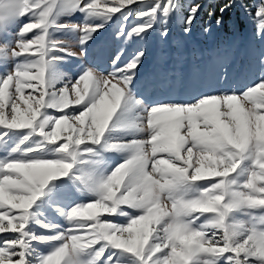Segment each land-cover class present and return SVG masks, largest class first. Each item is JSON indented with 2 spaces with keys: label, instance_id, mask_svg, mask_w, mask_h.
Segmentation results:
<instances>
[{
  "label": "snow or ice",
  "instance_id": "snow-or-ice-1",
  "mask_svg": "<svg viewBox=\"0 0 264 264\" xmlns=\"http://www.w3.org/2000/svg\"><path fill=\"white\" fill-rule=\"evenodd\" d=\"M182 7L0 0V264H264V50L251 85L224 73V88L186 101L138 93L143 48L83 63L112 24L125 45L158 24L167 39ZM251 7L224 0L215 24L242 9L264 44V0ZM71 59L74 76L61 70Z\"/></svg>",
  "mask_w": 264,
  "mask_h": 264
},
{
  "label": "rangeland",
  "instance_id": "rangeland-1",
  "mask_svg": "<svg viewBox=\"0 0 264 264\" xmlns=\"http://www.w3.org/2000/svg\"><path fill=\"white\" fill-rule=\"evenodd\" d=\"M108 2L111 4L114 0H108ZM180 2L186 4V8H182L185 13L195 0H180ZM243 3L254 10L255 8L251 6L259 3V0H243ZM103 6L101 4V7ZM207 6L206 3L198 19L196 18L199 24L195 23L191 33L186 35L191 40L192 49L178 38L177 33H172L177 29L183 31L184 17L183 13L179 12L167 25L170 30L167 39L160 36L163 25L158 24L157 35L153 30L146 40L140 41L134 38L132 42L125 45L122 40L115 38L117 25H110L90 42L89 54L83 63L85 66L108 68L111 58L121 47L125 48V60L138 49H145L146 58L139 70L136 87L138 93L150 101H186L199 92H215L225 87L222 78L224 73L229 77L228 86L244 88L251 85L258 75L257 56L264 50V44L255 38L254 20L242 9H234L224 17L225 24L217 26L213 21L215 17L208 15L209 12L213 13L215 4L211 6V9ZM71 20L74 23H80L82 17L77 15ZM138 22L133 17L130 20V26ZM195 36H199L204 43L195 44L193 39ZM66 39L73 42L75 38L67 37ZM71 50L78 51V46H74ZM218 55L221 57L223 67L216 63ZM80 64L81 60L71 59L68 64L62 66L61 70L74 76L79 71ZM112 159L118 158L112 156ZM47 214L50 218L61 222L58 214L53 210L50 209Z\"/></svg>",
  "mask_w": 264,
  "mask_h": 264
},
{
  "label": "trees",
  "instance_id": "trees-1",
  "mask_svg": "<svg viewBox=\"0 0 264 264\" xmlns=\"http://www.w3.org/2000/svg\"><path fill=\"white\" fill-rule=\"evenodd\" d=\"M195 3H200L202 5V8L199 11L197 17L200 15V12L203 10V7L206 5V3L208 4L207 8H209V9H211V6L213 4H215V8H214V11H213V13H214L213 14V17H215V19H216V16L219 15L218 9H219L220 6H222V4L224 3V0H195V2L193 4H195ZM181 4L183 6L182 8H186V4L184 2H182ZM251 11H252V13H254L255 9L254 10H251ZM180 13H183V9L180 11ZM186 15H187V12L185 11V13H183V17L185 18ZM208 15H209V13H208ZM212 20H213V18H212ZM213 21L215 23V20H213ZM195 23L196 24H199L197 20L194 22V24ZM182 28H184V23L182 25Z\"/></svg>",
  "mask_w": 264,
  "mask_h": 264
}]
</instances>
